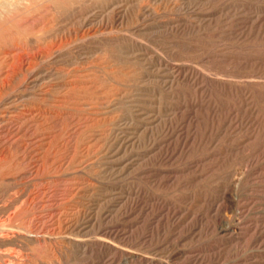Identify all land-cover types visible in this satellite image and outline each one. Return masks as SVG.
Listing matches in <instances>:
<instances>
[{"label":"rangeland","instance_id":"obj_1","mask_svg":"<svg viewBox=\"0 0 264 264\" xmlns=\"http://www.w3.org/2000/svg\"><path fill=\"white\" fill-rule=\"evenodd\" d=\"M78 1L41 20L48 27L37 31L41 50L61 38L70 43L56 49L61 58L41 61L63 72L46 79L45 90L64 96L62 84L71 76L91 69L100 74L92 63L126 75L136 53L142 60L137 75L157 122L134 153L142 166L121 182L130 198L115 207L110 222L98 224L118 235L104 249L91 246L82 256L73 250L63 264H264V0ZM16 6L12 17L27 19L44 3L25 11ZM29 24L13 29L3 19L0 25L20 32L31 46ZM100 26L107 31L99 35L101 45L87 38L77 44L80 51L69 38ZM149 57L157 64L152 85L146 81ZM0 64L2 80L9 68ZM98 127L93 131H103ZM31 242L24 243L29 253L49 252Z\"/></svg>","mask_w":264,"mask_h":264},{"label":"bare ground","instance_id":"obj_2","mask_svg":"<svg viewBox=\"0 0 264 264\" xmlns=\"http://www.w3.org/2000/svg\"><path fill=\"white\" fill-rule=\"evenodd\" d=\"M38 1L44 3L40 14L27 19L13 18L15 5H25V11ZM71 2L76 0H0V19L13 24V29L30 26L32 22L35 31L30 43L35 46H30L20 32L2 31L4 25H0V63L9 68L0 78V264H63L64 255L73 250L81 255L89 254L91 246L104 249L109 239L118 234L98 224L103 220L110 222L115 207L130 195L121 182L128 174L134 175L132 170L143 163L142 156L134 153L141 148L145 130L157 122L145 90L143 94L146 85L142 86L144 82L137 75L140 58L136 53L130 58L135 61V68L126 75L114 71L116 68L111 71L113 67H108L107 61L106 68L90 61L92 67L101 69L100 74L92 73L90 68V75H68L70 79L61 86L66 92L62 97L52 95L55 86L52 91L45 90V80L63 72L46 69L41 61L46 58L49 63L61 58L63 54L56 49L70 43L61 38L41 50L38 30L48 28L41 20L49 16L51 9H62ZM94 29L77 31L69 38L79 50L78 43L87 38L96 37L103 44L99 35H106L107 31L101 26ZM148 64L146 81L152 85L157 64L152 57ZM14 103L23 105L18 108L17 104L16 110L9 112ZM98 126L103 128L100 133L93 131H98ZM28 241L50 247L49 252L42 256L29 253L30 249L24 247Z\"/></svg>","mask_w":264,"mask_h":264}]
</instances>
